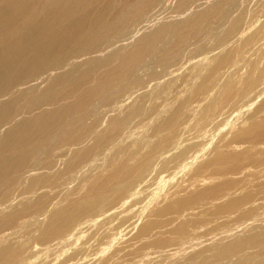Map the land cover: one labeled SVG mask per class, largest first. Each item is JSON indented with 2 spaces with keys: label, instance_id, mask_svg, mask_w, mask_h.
Here are the masks:
<instances>
[{
  "label": "bare ground",
  "instance_id": "obj_1",
  "mask_svg": "<svg viewBox=\"0 0 264 264\" xmlns=\"http://www.w3.org/2000/svg\"><path fill=\"white\" fill-rule=\"evenodd\" d=\"M120 1L0 0V264H147L151 254L168 264L179 257L182 264H264V17L254 30L258 20L247 26L239 0L214 1L179 26L137 27L143 34L132 47L86 58L87 71L66 70L81 55L98 54L131 20L142 24L164 0ZM223 25L215 48L197 47L182 63L191 43ZM184 70L192 75L188 89L164 93L174 98L144 127L153 134L132 132L145 114L142 106L124 111L131 99H145L153 84L161 92ZM97 100L109 108L103 115L91 113ZM186 114L193 138L181 133ZM41 159L55 175L35 174ZM88 161L98 172L91 169L82 195L49 205V186L64 174L83 178ZM144 188L153 194L141 199ZM30 227V241H13Z\"/></svg>",
  "mask_w": 264,
  "mask_h": 264
},
{
  "label": "rangeland",
  "instance_id": "obj_2",
  "mask_svg": "<svg viewBox=\"0 0 264 264\" xmlns=\"http://www.w3.org/2000/svg\"><path fill=\"white\" fill-rule=\"evenodd\" d=\"M139 1V0H138ZM137 0H121L120 1V3H121V5L122 6H125L126 5V3H130V4H132V3H135V2H138ZM182 0H164V1H162L161 2V4L159 5V6H157L153 11H151V12H149V13H147L145 16L147 17V16H149V17H147V19H146V17H145V19L143 20V22H142V24H139V22H137L135 19H134V21L133 20H131L130 22L131 23H129V26L126 28L127 30H125L124 31V35L123 34H121L122 36H124V37H122L121 35H116L117 37H115V38H113L114 40L112 41V40H108L109 41V44H107V42H103V48H102V50L98 53V54H94V55H81L82 57L84 56H86L85 57V59H84V57L82 58V59H84V61L82 62V59L80 58L78 61H77V63H73V64H68L69 66L66 68V70H70V71H73V70H78V71H80V72H84L85 70H86V68H87V70L89 69V63H90V61H92L93 59H95V57H96V59H98V58H104V57H106V55L108 54V55H110V54H112V53H121V52H124V50L125 51H127L128 49H129V47H132L133 45L132 44H134L133 42H135L137 39H139V37L143 34V33H141V32H149V31H151V30H153L155 27H157L158 25H161L162 23H175V24H177L178 26L179 25H181V23H182V21L183 20H185V19H187V18H189L191 15H193L194 13H196V12H198V11H201V10H203L204 8L203 7H205V8H207L208 6H210L211 4H212V2H214V1H219V0H200V1H196V2H194V3H192V5L190 4L189 5V7L187 8V9H185L184 11L182 10V9H180V2H181ZM223 1V0H222ZM248 1V2H247ZM202 2V3H201ZM198 3V4H197ZM240 3V4H239ZM242 3V4H241ZM207 4V5H206ZM238 4L239 5H243L242 6V8H243V10H246V12L248 13V16H249V19H248V21H246L247 23V26H249L250 25V23L251 22H255L256 20H258V21H256L255 22V25L253 26V28H254V30H256V28H257V25H259L258 24V22L260 23L262 20H263V17L264 16H261V15H264V1L263 0H239L238 1ZM120 6V5H119ZM251 6H252V8H251ZM159 8V9H158ZM235 8V9H234ZM196 9V10H195ZM240 8H239V6H233V8H232V12L233 13H237L238 12V10H239ZM180 10V11H179ZM253 10H255V11H253ZM248 11H250V12H248ZM253 12V13H252ZM151 13H153V14H151ZM250 13H252L251 14V16H250ZM160 14V15H159ZM166 14V15H165ZM253 15V16H252ZM161 16V17H160ZM262 17V18H261ZM153 18V19H152ZM172 18V19H171ZM255 18V19H254ZM261 20H259V19ZM181 19V20H180ZM252 20H254V21H252ZM133 21V22H132ZM145 21H147L146 22V24H144L145 23ZM179 21H180V24H178L179 23ZM249 22V23H248ZM161 23V24H160ZM132 24V25H131ZM135 24V25H134ZM156 24V25H155ZM174 24V25H175ZM149 25V26H148ZM177 25H175V26H177ZM134 26L136 27V28H134ZM218 26V25H217ZM225 25H223V26H220V28L218 29L217 28V32L215 33V34H213L210 38L209 37H204V38H201L200 40H198V41H196V43H195V41L193 42V44L191 43L190 44V47H187L188 48V50H187V48L185 49V51L183 52V57H182V63H186V64H188V62H191V61H189V59L191 60L192 59V52H193V50L194 49H196L197 47H200V46H204V49L203 50H205V51H208V50H211V49H213V48H215L216 47V38H217V36H218V34H219V31H221V30H223V28L221 29V27H224ZM131 27H133V29L131 30ZM137 27L140 29V27H141V29L142 28H145L144 29V31H141V29H140V31H139V33H138V30H136L137 29ZM153 28V29H152ZM225 28V27H224ZM146 29H147V31H146ZM129 30L131 31V33L130 34H127V33H129ZM143 30V29H142ZM128 31V32H127ZM134 31V32H133ZM134 34H133V33ZM137 33V34H136ZM132 34V35H131ZM126 35L127 36H129L128 38L126 37ZM131 35V36H130ZM136 36V37H135ZM126 37V38H125ZM124 38V39H123ZM131 38V39H130ZM207 38V39H206ZM112 39V38H111ZM117 39V40H116ZM126 39V40H125ZM110 41L111 42H113V44H111L110 43ZM115 41V42H114ZM121 41H123V42H121ZM138 41V40H137ZM198 42H200V43H198ZM107 44V46H106V44ZM114 43H116L115 45L116 46H114V48L112 47L111 48V46H113L114 45ZM120 43V45H118ZM136 43V42H135ZM126 44V45H125ZM109 45H110V47H109ZM118 45V46H117ZM125 45V46H124ZM128 45H129V47H128ZM128 47V49H127V47ZM195 46V47H194ZM237 45L236 44H231V45H229L228 47L229 48H232V47H236ZM106 47H109V48H106ZM192 47V48H191ZM109 49V50H108ZM116 49V50H115ZM189 49H190V51H189ZM120 50V51H119ZM119 51V52H118ZM186 53H187V55H186ZM194 53V52H193ZM251 53V54H250ZM253 54H255L254 52H248V54L246 53V55H248L247 57H248V59L250 58L251 59V55H253ZM250 55V56H249ZM89 56V57H88ZM91 56H92V58H91ZM86 58H88L89 59V61H88V59L86 60ZM149 58V59H148ZM153 59V60H152ZM194 59V58H193ZM252 59H255V57L253 56L252 57ZM89 63H88V62ZM84 62H86V64L84 63ZM93 62V61H92ZM145 62L147 63V65H153L155 62H156V58H154V57H150V56H148V57H146L145 58ZM153 62V63H152ZM82 63V64H81ZM85 65H84V64ZM87 65V66H86ZM185 65V64H184ZM84 67V68H83ZM86 70V71H87ZM99 70V71H98ZM97 71H96V74L95 75H97V77H100V76H102V74L105 72V71H103L104 70V68H102V69H98ZM240 70L242 71V67H239L238 68V71L240 72ZM100 71H102V72H100ZM161 71H164V70H161ZM186 71V72H185ZM167 72H169V70L167 71ZM190 71H188L187 72V70H184V71H182L181 73H180V79H178L177 80V82H175V81H172V82H170V81H166L165 82V84L164 83H162L163 84V88H162V84H161V89H162V91L161 92H154V91H152V90H154V84H153V86H151V84L152 83H150V90H148V92H146L145 93V95H146V98L145 99H141V100H138V99H131V101L126 105L127 106V108L125 107L124 108V111L125 110H129V109H131V108H134V106H142L141 108H142V113L143 114H145L144 116H141L140 117V119H137L138 121V124L136 123V121H135V123H133L134 125H132V132H138L139 131V129L141 128V129H146V128H144L145 126H147V124H148V121L149 120H151L154 116H156L155 114H156V111L158 110V107L160 106V105H162V103L163 104H167L169 101V99L171 98V99H173L174 97L173 96H171V97H169V99L167 98L166 99V95L164 94V93H166V92H168L169 90H171L172 88L174 89V92H173V94L172 95H174L175 96V93H177V94H183L184 92H185V90H184V88L186 89V87H188V86H186V85H188L189 83L188 82H190V80H191V78L190 79H188L190 76H192V75H190L191 73H189ZM241 73V72H240ZM182 74V75H181ZM183 76V77H182ZM134 78H130V79H128V81L129 82H132V81H134L133 80ZM45 80V81H44ZM132 80V81H131ZM43 81H44V83H43ZM43 81L41 80V82L40 83H38L37 85V88L38 89H42V91L46 88V87H43V86H45V85H47L48 84V81L46 82V79H43ZM46 82V83H45ZM93 83H96V80L95 81H92ZM186 83H188V84H186ZM40 84H42V85H40ZM43 84H45V85H43ZM158 84H160V82L158 83ZM40 85V86H39ZM149 85V84H148ZM176 85V86H175ZM186 86V87H185ZM42 87V88H41ZM148 88H149V86H147ZM171 88V89H170ZM188 89V88H187ZM187 89H186V91H187ZM138 91V90H137ZM139 92V91H138ZM151 92H152V96H151ZM163 92V93H162ZM183 92V93H182ZM154 93H155V96H154ZM151 96V97H150ZM148 97V98H147ZM150 97V98H149ZM155 97V98H154ZM173 97V98H172ZM153 98V99H152ZM202 97H199L198 99H195V101H192V104L193 105H196V103H198L199 102V100L201 99ZM140 99V98H139ZM147 99H149V100H151L152 99V101L150 102V101H148ZM157 99V100H156ZM135 100V103H133V101ZM155 100V101H154ZM71 101V100H70ZM99 101V102H98ZM141 101H143V102H141ZM171 101V100H170ZM198 101V102H197ZM150 102V103H149ZM97 103V104H96ZM98 103H99V107H100V109H99V107H97L98 106ZM145 103H147V104H145ZM94 104V105H93ZM92 104V109H91V113H101V115H103L105 112H107L108 110H109V108H108V106L105 104V102H100V100H97V101H95L94 103ZM105 104V105H104ZM143 104V105H142ZM146 106H145V105ZM149 104V105H148ZM95 106V107H94ZM133 106V107H132ZM51 107V106H50ZM98 108V111H97V108ZM144 107V108H143ZM94 108H96L95 109V111L93 110ZM148 108V109H147ZM51 109V108H50ZM144 109V110H143ZM106 110V111H105ZM93 111V112H92ZM97 111V112H96ZM228 111V110H227ZM39 112H40V110H39ZM102 112H104V113H102ZM147 113V114H146ZM143 114H141V115H143ZM154 115V116H153ZM146 116V117H145ZM151 116H153V117H151ZM230 116V115H229ZM189 118V119H188ZM189 120V121H187V120ZM143 120V121H142ZM185 120H186V122H185ZM191 120L192 119H190V116H188V114H186V116L184 117V125H182V128H181V133H183V134H185V136H188L187 134H188V132L191 134H189V136L187 137V138H193L194 136H195V133H193V132H195V131H192L193 129V123H194V121L192 120V122H191ZM147 122V123H146ZM141 124V125H140ZM215 124V123H214ZM136 125V126H135ZM140 125V126H139ZM186 125V126H185ZM213 125V124H212ZM134 126V127H133ZM191 126H192V128H191ZM136 127H137V129H136ZM184 127H185V129L186 128H191L190 130H188V129H184ZM212 129H211V128ZM210 127H207L206 129L209 131V133L212 131V132H214V129H216L215 128V126L213 125V126H210ZM213 127H214V129H213ZM67 129H70V127L69 126H67L66 127ZM133 128H135V129H133ZM140 129V130H141ZM206 129L204 130V132L206 131ZM136 130V131H135ZM151 130L152 129H149V128H147V132H146V136H151L152 134H153V130H152V132H151ZM183 131V132H182ZM191 131H192V133H191ZM208 131H206V132H208ZM185 132V133H184ZM211 132V133H212ZM149 133V134H148ZM194 135V136H193ZM192 136V137H191ZM87 144H89V145H87V146H91L92 144H93V141L92 140H88V142H86ZM59 146V144H56V147H57V149H58V146ZM53 147L54 148H56L55 147V144L53 145ZM55 150V153H56V155L58 156V152L60 151V152H62V150L61 149H58V150ZM107 153H109L108 151H107ZM57 156H55L54 157V160H55V162H56V160H57ZM90 162H92V161H88V162H86L87 164H88V166H86L87 164L86 163H84V165H83V167H87V168H89V166H90V168H89V170H88V176H87V174L83 177V178H79V179H81V181H79V179H77V180H75L74 178H72V176L70 175V174H64V176H62V177H60L58 180H57V183H55V185H54V183L52 184V185H50L49 186V188L50 189H48L47 191H48V204L49 205H54V204H56V203H62L63 204V202H61L62 200H64V197H66V195H74L75 197L74 198H78V197H80L81 195H82V193L83 192H81V191H79L80 189V186H82L84 183H86V181L89 179V177H92L94 174H96L98 171L96 170L97 168L95 167V169H94V166L92 167L94 170V172L93 171H91V164L92 163H90ZM33 165V167H35V174L36 175H38V176H51L52 175V173H53V175H55L54 173L55 172H51V173H48L47 174V172H46V169H45V166H46V162H45V159H41L38 163H33L32 164ZM42 168V169H41ZM45 170V171H44ZM97 171V172H96ZM37 172V173H36ZM44 173V174H43ZM94 173V174H93ZM92 175V176H91ZM86 177H88V179L86 178ZM70 178V179H69ZM62 179V180H61ZM61 180V181H60ZM73 180V181H72ZM86 180V181H85ZM64 181V182H63ZM70 181V182H69ZM77 181V182H76ZM74 182H76L75 184H74ZM80 182V183H79ZM65 183V184H64ZM74 184V185H72V184ZM67 184H69L70 185V187H69V185H67ZM77 184V185H76ZM77 186V187H75L74 188V186ZM10 186H12V191L13 192H17L18 191V189L17 188H19V187H17L14 183H12V185L10 184ZM66 186H68L70 189H68V187H66ZM203 186H205V185H203ZM203 186H201V187H197L198 189H201V188H203ZM60 187V188H59ZM67 188V189H66ZM143 188V187H142ZM20 189V188H19ZM149 189V190H148ZM144 188V192H146V195H144L145 193H143V189H140V191L143 193H141L142 194V196L140 195V198L142 197V198H147V196L149 197L151 194H153V191L150 189V188ZM52 190H54V191H52ZM56 190V191H55ZM59 190V191H58ZM69 190L71 191L70 193H69ZM75 191V192H73V191ZM146 190V191H145ZM63 191V192H62ZM66 191H67V193H66ZM139 191V192H140ZM147 191H149V192H147ZM65 192V193H64ZM61 193H64V195L63 194H61ZM73 193H75V194H73ZM78 193V194H77ZM53 194H55V195H53ZM140 194V193H139ZM51 196V197H50ZM58 198H57V197ZM146 196V197H145ZM61 197V198H60ZM60 198V199H59ZM141 198V199H142ZM59 201H58V200ZM62 199V200H61ZM52 203H51V202ZM57 201V202H56ZM35 217H36V215H35ZM32 218H33V216H32ZM34 229V230H33ZM33 229H31V227H30V229L28 228V230L26 231V229H24V230H21V233H23L22 235H21V233L19 232V235H18V237H17V239H15V240H13L15 243H18V241L19 242H21V243H23L24 241H23V239H24V237H26L24 240H25V242H28V241H30V237H32L31 235H34V232L33 231H35L36 230V228H34L33 227ZM32 232H31V231ZM24 231H26V232H24ZM27 235H25V234ZM204 233H205V231H204ZM25 235V236H24ZM28 236H30V237H28ZM27 237L29 238L28 240H27ZM209 237V236H208ZM211 237V236H210ZM209 237V238H210ZM208 239H206V241H203V244H205V245H207V243H204V242H208V244H210L209 243V240L207 241ZM33 241H31V243L29 244L30 246L29 247H34V246H37V243H35V242H33ZM174 253H175V251H174ZM155 255V254H154ZM154 255H150L149 256V258L146 260V262H147V264H163V263H165V264H168L164 259L163 260H161V258H159V257H157L158 255H156V256H154ZM153 257H155V258H153ZM158 258H159V260H161V261H157L158 260ZM183 258V257H182ZM181 257H179V258H177V261H178V263H180V264H182V263H184L185 262V259L183 258L182 259ZM162 261H164V262H162ZM160 262V263H159Z\"/></svg>",
  "mask_w": 264,
  "mask_h": 264
}]
</instances>
